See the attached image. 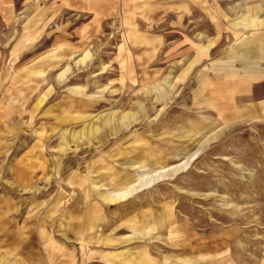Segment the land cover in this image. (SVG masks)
Wrapping results in <instances>:
<instances>
[{
    "label": "rangeland",
    "instance_id": "rangeland-1",
    "mask_svg": "<svg viewBox=\"0 0 264 264\" xmlns=\"http://www.w3.org/2000/svg\"><path fill=\"white\" fill-rule=\"evenodd\" d=\"M260 40L264 0H0V264H264Z\"/></svg>",
    "mask_w": 264,
    "mask_h": 264
},
{
    "label": "crops",
    "instance_id": "crops-1",
    "mask_svg": "<svg viewBox=\"0 0 264 264\" xmlns=\"http://www.w3.org/2000/svg\"><path fill=\"white\" fill-rule=\"evenodd\" d=\"M140 7L137 4H134L133 9L134 11L139 9ZM238 25H241L244 29H251L254 28V26H257V23L255 22V19L253 18L252 13L250 15H247L243 17L242 21L238 23ZM251 41L244 42L240 45L239 49L245 51H250V53L253 54V56L260 58L261 60H264V40H260L255 44H252L253 47H251ZM246 56V55H245Z\"/></svg>",
    "mask_w": 264,
    "mask_h": 264
},
{
    "label": "bare ground",
    "instance_id": "bare-ground-1",
    "mask_svg": "<svg viewBox=\"0 0 264 264\" xmlns=\"http://www.w3.org/2000/svg\"><path fill=\"white\" fill-rule=\"evenodd\" d=\"M123 194H125V193H122L121 195L123 196ZM125 196V195H124Z\"/></svg>",
    "mask_w": 264,
    "mask_h": 264
}]
</instances>
